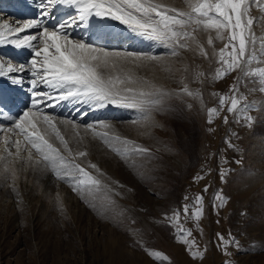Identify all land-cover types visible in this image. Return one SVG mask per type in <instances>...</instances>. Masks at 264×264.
<instances>
[{
  "label": "rangeland",
  "instance_id": "rangeland-1",
  "mask_svg": "<svg viewBox=\"0 0 264 264\" xmlns=\"http://www.w3.org/2000/svg\"><path fill=\"white\" fill-rule=\"evenodd\" d=\"M164 1H172L183 11L189 10L184 0ZM261 8H264V4ZM262 13L254 2L249 14L255 18L252 32L256 42L254 46L249 45V51L254 47L255 55L262 63L253 61L250 65L252 68L264 67V51L261 50L264 41ZM106 18L91 17L88 20L90 22L92 19V27H100L94 35L100 32ZM2 21L0 17V24H3ZM67 23L81 24L78 20L74 23L72 19ZM17 25L14 23L11 26ZM84 26L88 30L91 28L89 25ZM69 27L65 32H68L70 39L85 40L86 36L93 37L90 33L83 35V38L78 37L77 29L72 30V25ZM124 29L129 32L132 30L126 24ZM73 32L76 35H72ZM135 33L133 40L116 33L118 39L122 37L121 40L118 42L116 38L114 42V38H111L112 46L107 47V50L158 56L162 60L114 58L117 62L115 68L101 67L99 71L105 79L117 75L123 78L130 74L141 82H148L128 85L130 87H144L147 91L155 85L173 93L165 98L164 111L153 112L159 126L133 124L132 121L141 119L142 113L122 104L106 102L101 107L91 101L85 102L83 97L62 101L58 98L61 90L56 91L38 81L42 89L49 93L50 90L57 92L50 101H45L50 105L43 106V114L47 112L50 115L46 109L51 107L59 112L66 111L68 117L74 116L69 124L57 120L54 122L68 140L73 153L88 152L87 157L77 158L76 162L86 168L89 162L97 164L106 174L102 178L105 183L116 188L122 195L113 196L115 204L109 206L107 201L99 199L104 193H97V207L93 208L73 192L67 183L57 180L51 171L42 170V165L34 168L26 160L27 152L21 154L24 160L7 156L1 141L3 136L0 137V156L6 157L0 160V264H264V91H260L264 85L257 77L243 76L240 70L222 79L211 78V74L221 67L217 63L218 55H213L214 49L218 53L227 39L213 38L214 45L205 48L209 54L207 59L199 54L198 47L181 49L180 55L174 57L165 45ZM196 36L199 38L201 31ZM91 45L96 48L104 46L102 41ZM0 58V62L5 64L14 61L8 55L1 54ZM201 72L204 76L198 77L197 74ZM237 77H240L239 81ZM33 79L30 74L29 80ZM184 84L200 95L180 93ZM234 84L239 88L236 97H245L241 105H253L246 113L253 118L251 126H248L247 119L242 118L239 112L227 111L233 95L230 89ZM117 87L122 88L124 85ZM44 89L41 91L45 92ZM222 95L229 99L224 108L220 109L219 100ZM31 96L29 94L27 98ZM64 102L69 109L79 110L82 116L78 119L75 113L66 109ZM213 107L220 111L209 124L208 109ZM113 113L118 115L114 117L111 115ZM0 116L11 118L13 123L17 118L4 112ZM225 116L227 123L224 122ZM2 120L0 123H4ZM100 122L110 127L105 129ZM73 124L77 127L74 128ZM89 124L94 125L97 132L107 131L109 136L126 137L149 148L150 161L145 163V158L137 157L138 162L145 164L144 168L137 171L113 153L99 136H94L93 131L86 127ZM11 139L22 137L12 135ZM51 139L63 151L59 141L54 136ZM10 150L15 152L14 147H10ZM64 155L68 156V153L64 152ZM13 170L16 173L15 179L12 176ZM221 172L225 173L223 179ZM197 176L203 179H194ZM116 181L124 187H118ZM205 187L207 191H204ZM217 193L224 197L223 202L216 198ZM198 195L203 197L202 204L195 199ZM91 199L88 197L89 201ZM102 203L107 208L103 214L100 210ZM185 205L189 207L187 215L183 214ZM197 208H202L199 219L192 215ZM174 211L181 213L178 224L174 218L165 219L166 215L173 217ZM179 226L191 231V236L187 238L195 241L193 250L206 249L203 259H193L188 245L178 242ZM218 234L226 240L238 241V246L230 243L225 248ZM145 249L158 251L168 259H156Z\"/></svg>",
  "mask_w": 264,
  "mask_h": 264
},
{
  "label": "snow or ice",
  "instance_id": "snow-or-ice-1",
  "mask_svg": "<svg viewBox=\"0 0 264 264\" xmlns=\"http://www.w3.org/2000/svg\"><path fill=\"white\" fill-rule=\"evenodd\" d=\"M184 2L188 6V11L164 5L157 0H40L38 6L41 9V18L48 16L49 11L47 9L56 4H67L75 8L76 17H70L74 23L77 20L87 23L90 17H110L126 24L139 35L165 45L171 50V55L174 57L180 55L181 49H189L191 42L196 44L199 54L207 59L209 54L198 40L196 33L201 30L205 32L214 31L216 33L215 39H227V43L218 50V53L214 49L213 55H218L217 63L221 67L211 74V78L213 80L222 79L229 73L240 70L243 76L257 77L258 81L264 85V67H250L253 61L257 64L262 63V61L256 57L254 47L251 52L249 51V45L254 46L256 42L255 34L252 32L255 18L249 14L250 9L255 2L257 7L264 11V8H261L264 0H184ZM66 27L67 22H64L57 28L50 30L43 26L41 19L26 20L18 27H12L6 23L0 24V29H4V31H0V43H12L16 47L27 46L33 51L32 59L28 62L29 66L25 64L13 66L11 62L7 64L0 62V77L27 70L34 77L30 82L34 89L37 87V82L40 81L50 88L61 90L60 100H68L69 98L78 100L83 97L85 102L91 101L101 107L106 102L122 104L124 107L137 109L142 113L141 119L132 121L133 124L139 123L148 127L159 126L153 112L164 111L165 98L170 97L173 93L155 85L152 86V90L147 91L144 87H130L128 85L148 83L147 81L141 82L130 74H126L123 78L117 75L105 79L99 69L109 66L115 68L117 62L114 58L134 57L136 60L147 59L151 61H161L162 58L141 56L135 53H110L82 40L70 39L68 34L63 31ZM29 29L42 30L22 39H8L13 34H19ZM207 44L209 46L214 45V39L211 35L208 36ZM261 50L264 51V41L261 43ZM165 70L170 71V69ZM197 76H204V73H198ZM237 80L239 81L240 77H237ZM12 82L18 84L21 81L19 78L13 77ZM117 85H124V87L120 88ZM230 91L233 92V95L227 111L230 113L239 112L242 118L247 119L248 126H251L254 122L253 118L247 116L246 113L253 105H241V100L245 97L243 95L239 99L236 97V93L239 91L237 84H234ZM260 91H264V87H261ZM180 93L188 96L200 95L198 91L190 90L187 84H184L180 89ZM51 99L52 97L47 92L33 91L31 107L18 115L12 127L5 129L0 126V134H9L2 137L7 156L24 160L25 157L21 154L27 152L26 160L34 168L42 165V170L51 171L57 180L67 183L73 192L85 199V202L90 203L93 208L97 207L95 201L98 197L96 194L101 192L104 195L99 199L107 201L109 206L115 204L113 196H121L122 194L110 184L105 183L102 179L106 176L103 170L95 163L89 162L87 168L77 163V158L87 157L88 152L77 151L73 153L68 140L54 122L55 118L43 114L38 108L40 104ZM228 99L226 96H220V109L224 108ZM5 103L0 98V108ZM220 109L215 107L208 109L209 124L213 122V116L219 114ZM224 122L227 123L226 116ZM61 123L69 124L72 122L62 121ZM41 125L44 127L41 128ZM100 125L105 129L110 127L104 122H100ZM73 127L77 126L73 124ZM86 127L93 131L94 136H99L122 161L130 164L137 171L145 167L144 163L138 162L137 157L145 158V163L150 161L151 150L137 144L134 140L119 135L109 136L107 131L97 132L92 124ZM12 135L22 137V139L12 140ZM52 136L59 141L63 151L61 147L52 142ZM117 144L120 146L117 147ZM10 147L15 148L14 153ZM64 152H67L68 156H65ZM34 155L37 157L36 159H34ZM4 159L6 157L0 156V160ZM15 175V170H13V179H15ZM141 175H143L142 172ZM224 175L225 173L221 172V179L224 178ZM194 179L199 180L203 177L197 176ZM115 183L118 187H124L118 181ZM207 190L205 187L204 191ZM88 197L92 198L91 201L88 200ZM216 198L224 201V197L219 193H217ZM195 199L202 204V196L198 195ZM100 210L102 214L107 211L103 203L100 205ZM188 213L189 207L185 205L183 214L187 215ZM180 215V211H174L173 217L166 215L165 219L173 220L174 218V222L178 224ZM192 215L199 219L202 215V208H197ZM190 236V230L186 231L182 226L177 227L178 242L188 245V251L193 259H203L206 249L204 251L193 250L195 241L187 238ZM218 236L225 248L230 243H235L238 246V241L234 239L229 241L219 234ZM145 250L156 259H168L167 256H162V253L158 251ZM226 254L230 255L227 252Z\"/></svg>",
  "mask_w": 264,
  "mask_h": 264
},
{
  "label": "bare ground",
  "instance_id": "bare-ground-1",
  "mask_svg": "<svg viewBox=\"0 0 264 264\" xmlns=\"http://www.w3.org/2000/svg\"><path fill=\"white\" fill-rule=\"evenodd\" d=\"M169 1V0H168ZM157 2H159V3H162V4H164V5H169V6H172V7H175V8H177L173 3H172V1L170 2V3H168L167 1H164V0H158ZM72 7L73 6H70V5H67V4H56V5H53V6H51V7H49L47 10L49 11V15L48 16H46V17H43V18H41V16H39V19H41V23L43 24V26L44 25H48V26H51L52 28L50 29V30H53V29H55V25H57V23H58V21L60 20V19H65L67 16H69V15H72V14H74V13H76V10H75V8L73 7V9H72ZM71 8V9H70ZM179 9V8H178ZM0 10H1V12H3L4 14H11V15H13L14 16V18L13 19H15V18H17V17H22L23 16V14H22V12L23 13H25V16H27V18H30V19H35V17H34V12H35V9L34 10H30V8L27 6H20V4H19V1L18 0H0ZM41 13V9L39 10V14ZM54 13V17H51V14H53ZM256 14V13H255ZM263 15H264V11H263V13H262ZM1 17V16H0ZM105 18V17H104ZM1 19L3 20L2 22H3V24L5 23V22H7L6 24H8V25H12V24H14V23H18V25L17 26H12V27H18V26H20V24H22L24 21H26V20H23V21H21V22H13V19H12V21H7L6 20V18H2L1 17ZM96 19H97V17H96ZM100 19V18H99ZM92 20V19H91ZM101 20H103V19H101ZM106 20V22L104 23V21ZM102 23H103V25H102V23H101V25H102V29H100V31L101 30H104V31H106V30H109V29H111L112 30V33H110V35H113V36H115V38H117V35H116V33H118V36H120V35H123L122 37H126V38H128V39H130V40H133V38L135 37V35H136V33L135 32H133L132 30H130V32L129 31H125V29H124V24L123 23H121V22H119V21H117V20H114V19H112V18H110V17H108V19L106 18ZM115 21H117L118 23H115ZM89 23V24H88ZM94 23V22H93ZM98 23V22H97ZM86 26H88L89 25V27L91 26L90 25V22H87V24H85ZM98 25H100L99 23H98ZM71 26V25H70ZM263 26H264V24H263ZM72 27H73V24H72ZM88 27V28H89ZM57 28V27H56ZM87 28V27H86ZM91 28H92V26H91ZM90 28V29H91ZM100 28V27H99ZM71 29V28H70ZM66 30H69V28H65V29H63V31L65 32ZM111 30H109V31H111ZM264 30V29H263ZM1 31H3V30H1ZM39 31H41L40 29H29V30H26L25 32H22V33H19V34H13L12 36H10V37H8V39H22L23 37H25V36H29V35H32V33H34V32H39ZM75 31V30H74ZM97 31H99V30H97ZM96 31V32H97ZM95 32V33H96ZM66 33H68V32H66ZM73 33H75L76 34V32H73ZM77 33H78V29H77ZM89 34V33H88ZM87 35V34H86ZM209 35H211L213 38H215V36H216V33L213 31V32H205V31H203V30H201V36L198 38V40L200 41V43H202L203 44V46H204V48H207L208 47V44H207V39H208V36ZM68 36H69V34H68ZM71 36V35H70ZM91 36V35H90ZM90 36H86L85 37V40H84V38H83V40H84V42H87L88 44H90L91 42H96L97 41V39L98 38H101V37H94V34H93V37L91 38ZM108 38V37H107ZM120 38V37H119ZM139 38V37H138ZM32 43H37V42H32ZM1 44H3V45H6L7 44V42H4V43H0V47H1ZM190 47H193V49H197V46H196V44H193V43H191L190 42ZM39 46V45H38ZM16 47V45L15 44H11L8 48H5V49H3L2 51L3 52H5L6 54H8V52H10L11 50H13L14 48ZM22 47H24V49L20 52V53H16V55L15 56H17L16 57V59H17V61H19L21 64H25L26 66H29L28 65V62H27V59H26V53H27V51L29 52V55L30 56H33V51H32V49L31 48H28L27 46H22ZM94 47H96V46H94ZM99 48H102V49H105L106 51H108V52H110V53H114V52H111L112 50H107V49H109V48H107V46H98ZM192 50V49H191ZM113 51H115V50H113ZM121 52V51H120ZM118 53V52H117ZM1 55V54H0ZM4 56V55H3ZM215 56V55H214ZM6 57V56H5ZM29 57V56H28ZM212 57V56H211ZM31 59H32V57H30ZM214 58V57H213ZM1 59V58H0ZM3 59V58H2ZM5 59V58H4ZM215 60V59H214ZM26 61V62H25ZM30 61V60H29ZM12 63V62H11ZM13 65V64H12ZM14 66H17V64L14 62ZM101 69V68H100ZM29 73V74H28ZM12 74H14V75H11V74H9V75H11L12 77H10L9 75H8V77L9 78H13V77H16V78H19L20 79V83H18V84H14L13 82H12V80L10 81L6 76H4V77H0V98H2L6 103L4 104V106L2 107V108H0V115H1V113H7V114H9V115H13L12 113H9V111L10 112H15L16 110H19V108H20V106H23V102L24 101H19V100H17L16 99V96L17 95H19L20 93H24L25 92V90H24V88H20V86H22V85H24V84H26V83H28L29 85H31V83H30V80H29V77H30V71H25V72H17V73H12ZM12 82V83H11ZM14 85V86H13ZM34 88L32 87V85H31V89L29 90V93L33 90ZM48 90H50V89H48ZM54 90V89H53ZM56 91H58L57 89H56ZM56 94H57V92H55ZM55 93L54 92H52L51 90H50V93L49 94H51V97H55ZM59 94V93H58ZM58 96V95H57ZM59 98V97H58ZM70 99V98H69ZM57 100V99H56ZM59 100V99H58ZM57 100V101H58ZM10 101V102H9ZM50 101V100H49ZM62 101H64V100H62ZM69 101V100H68ZM52 102V101H51ZM9 103H12V104H14V105H9ZM46 103V102H45ZM58 103H59V101H58ZM61 103V102H60ZM59 103V104H60ZM44 104V103H43ZM57 104V103H56ZM63 104V103H62ZM62 104H60V106L62 105ZM47 105H50V104H47ZM63 106V105H62ZM107 106H110V105H107ZM47 107V106H46ZM55 107H56V105H55ZM58 107V106H57ZM57 107H56V109H57ZM28 108H30V107H28ZM54 108V107H53ZM108 108V107H107ZM110 108H112V109H114L115 107H113V106H111ZM117 109V108H116ZM132 109V108H131ZM197 109H199V108H197ZM27 110V109H26ZM46 110H48V112L50 113V116H52V117H54L55 118V120H57L58 122L59 121H72L73 119H71V118H74V116L72 117L71 115L68 117V115H69V113L67 114L66 113V111H57V110H55V109H51V107H47V109ZM59 110H60V108H59ZM63 110H64V108H63ZM119 110V109H118ZM189 110V109H188ZM187 110V111H188ZM115 111V110H114ZM192 111H194V110H192ZM115 112H118V111H115ZM114 112V113H115ZM120 112V111H119ZM195 112V111H194ZM111 114L112 116H114V117H116L118 114L116 113V114ZM121 113V112H120ZM193 113V112H192ZM46 114H47V112H46ZM187 114V113H186ZM191 114V113H190ZM200 114V113H199ZM197 115H198V113H197ZM202 115V114H201ZM69 118H67V117ZM193 116H194V114H193ZM193 116H191V117H193ZM203 116V115H202ZM263 116V115H262ZM76 117V116H75ZM196 117V116H195ZM197 117H199V116H197ZM201 117V116H200ZM3 120H2V119ZM0 119L2 120V122H4V123H0V126H2V127H6L5 129H7V127H12V125H13V120L11 121V118L9 119H7L6 117H2V116H0ZM63 119V120H62ZM79 119V118H78ZM0 120V121H1ZM10 120V121H9ZM201 120H202V118H201ZM76 121V120H75ZM198 121V120H197ZM200 123V122H199ZM7 124H9L10 126H7ZM63 124V123H62ZM198 124V123H197ZM170 130V129H169ZM200 132V131H199ZM201 133H202V131H201ZM7 134V133H6ZM5 133H2V134H0V137H2L3 135H6ZM198 135H200L199 133H198ZM202 135H204V133H202ZM203 137V136H202ZM207 137H208V135H207ZM2 139V138H1ZM198 138H196V140H197ZM16 140V139H15ZM203 139H201V141H202ZM2 141V140H1ZM198 144V143H197ZM201 144H199V146H200ZM198 148V147H197ZM202 149V148H201ZM200 161V160H199ZM1 167V166H0ZM0 178H2V177H0ZM11 184V183H10ZM6 185H7V183H6ZM9 185V184H8ZM0 186H1V179H0ZM11 189V188H10ZM2 196V195H1Z\"/></svg>",
  "mask_w": 264,
  "mask_h": 264
}]
</instances>
